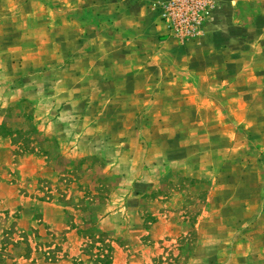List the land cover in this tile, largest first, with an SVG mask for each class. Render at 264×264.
Here are the masks:
<instances>
[{
	"label": "rangeland",
	"instance_id": "1",
	"mask_svg": "<svg viewBox=\"0 0 264 264\" xmlns=\"http://www.w3.org/2000/svg\"><path fill=\"white\" fill-rule=\"evenodd\" d=\"M0 264H264V0H0Z\"/></svg>",
	"mask_w": 264,
	"mask_h": 264
},
{
	"label": "trees",
	"instance_id": "2",
	"mask_svg": "<svg viewBox=\"0 0 264 264\" xmlns=\"http://www.w3.org/2000/svg\"><path fill=\"white\" fill-rule=\"evenodd\" d=\"M0 128H1V126H0Z\"/></svg>",
	"mask_w": 264,
	"mask_h": 264
}]
</instances>
